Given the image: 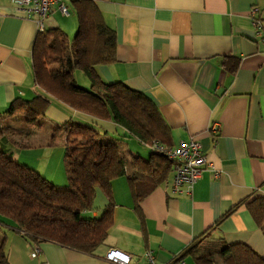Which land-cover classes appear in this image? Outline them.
<instances>
[{"label": "crops", "instance_id": "1", "mask_svg": "<svg viewBox=\"0 0 264 264\" xmlns=\"http://www.w3.org/2000/svg\"><path fill=\"white\" fill-rule=\"evenodd\" d=\"M95 2L116 33L117 60L97 67L103 80L122 81L145 93L171 128V146L191 137L200 140L212 167L205 169L192 194L177 195L171 165L167 180L139 202L127 176L115 179L114 224L93 254L43 241L33 258V242L3 224L9 263L115 264L106 254L116 248L130 255L131 264L142 262L147 250L160 263L170 264L208 229L205 244L208 239L215 244L244 243L264 257V228L245 205L216 225L238 202L264 196V41L256 37L250 13L254 5L264 7V0ZM67 17L55 10L46 19L45 30L60 28L71 39ZM38 32L34 18L25 16L12 0H0V110L16 98L45 93L35 81L33 67ZM226 57L239 60L235 72L225 66ZM52 100L45 115L51 124L72 119L101 125V132L108 135L125 131L112 120ZM214 123L217 133L210 130ZM3 141L6 146L10 140ZM142 144L150 149L148 157L139 150L134 153L127 143L128 154L149 158L152 149ZM131 164L129 154V169ZM108 203L98 190L95 208L86 214L98 217ZM184 259L194 264L192 257Z\"/></svg>", "mask_w": 264, "mask_h": 264}, {"label": "trees", "instance_id": "2", "mask_svg": "<svg viewBox=\"0 0 264 264\" xmlns=\"http://www.w3.org/2000/svg\"><path fill=\"white\" fill-rule=\"evenodd\" d=\"M70 1L78 19L74 38L69 39L60 28H52L39 31L35 40V81L45 93L32 99L16 98L0 110V225H11L12 231L21 232L32 244L52 241L93 254L114 224L113 181L127 176L139 202L167 180L172 161L154 150L147 159L129 153L132 155L129 169L127 143L122 138L70 119L53 127L49 143L55 144L59 136L64 139L69 184L59 187L8 154L2 141L11 140L14 130L4 124L3 117L21 113L29 123L37 122L46 115L52 98H56L75 110L112 120L125 129V136L147 145L154 141L171 145V128L145 93L122 81L103 80L98 65L117 60L115 30L106 23L95 0ZM225 59L227 69L235 72L239 60ZM77 69L87 75L89 88L78 83ZM98 190L107 196L109 203L98 217H91L86 212L95 208ZM242 205L264 228V196L238 202L216 225ZM209 234L208 229L170 264L188 256L195 264H264V257L244 243L206 245L204 241ZM7 240V233L0 228V264H10L5 250Z\"/></svg>", "mask_w": 264, "mask_h": 264}, {"label": "built area", "instance_id": "3", "mask_svg": "<svg viewBox=\"0 0 264 264\" xmlns=\"http://www.w3.org/2000/svg\"><path fill=\"white\" fill-rule=\"evenodd\" d=\"M19 10L28 18H34L39 31L45 30V21L55 10H59L65 16H70L71 11L65 0H12ZM252 25L257 38L264 41V7L254 5L250 10ZM213 132H218V123H214L210 128ZM150 148L163 153L168 160L172 161L173 180L172 190L175 194H192L196 182L202 177L207 168L212 164L208 162L204 152L203 144L200 140L191 137L181 140L177 145H167L159 141H154ZM218 173H216L217 175ZM40 252L39 244H33L31 256L37 257ZM143 261L138 264H162L151 250L144 253ZM106 259L115 264H131L129 254L116 248H111ZM173 264H189L182 258Z\"/></svg>", "mask_w": 264, "mask_h": 264}, {"label": "rangeland", "instance_id": "4", "mask_svg": "<svg viewBox=\"0 0 264 264\" xmlns=\"http://www.w3.org/2000/svg\"><path fill=\"white\" fill-rule=\"evenodd\" d=\"M65 3L71 11V15L67 17V22L72 30L67 33L70 38L73 39L78 29V19L71 1L65 0ZM76 78L81 86L89 88L90 80L83 70H76ZM7 117L9 118L5 119L3 122L14 130V136L6 146L5 142L2 141V146H5V149H9L16 155V161L36 169L59 187H68L69 180L65 166L64 139L62 136H59L55 144L49 145L52 130L56 124H51L52 122L46 119L45 116L40 117L37 122L33 123H29L26 120V116L21 113L9 115ZM92 125L97 127L99 131H103L104 129L101 125L96 123ZM110 134L114 137L122 138L128 143L129 148L134 153H137L136 151L139 150L148 157L150 149L135 137L129 135L125 136V131L122 129H118L116 132H111ZM1 219L2 217L0 215V220ZM0 228L4 229L5 226L0 225ZM212 244H214V242L208 239L206 245ZM191 264L193 263L191 262Z\"/></svg>", "mask_w": 264, "mask_h": 264}]
</instances>
